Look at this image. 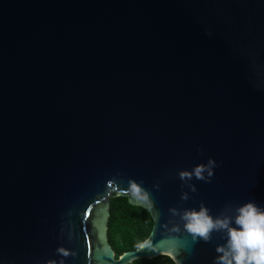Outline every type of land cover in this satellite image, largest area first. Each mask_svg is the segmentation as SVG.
<instances>
[{
	"label": "water",
	"instance_id": "95a60500",
	"mask_svg": "<svg viewBox=\"0 0 264 264\" xmlns=\"http://www.w3.org/2000/svg\"><path fill=\"white\" fill-rule=\"evenodd\" d=\"M209 158L210 182L180 179ZM114 195L154 219L119 257ZM249 200L264 207V0H0V264H214L226 233L194 240L169 209Z\"/></svg>",
	"mask_w": 264,
	"mask_h": 264
},
{
	"label": "clouds",
	"instance_id": "9594fccd",
	"mask_svg": "<svg viewBox=\"0 0 264 264\" xmlns=\"http://www.w3.org/2000/svg\"><path fill=\"white\" fill-rule=\"evenodd\" d=\"M215 166L216 161L209 158L207 163L197 164L191 171H181L179 177L186 182L191 181L193 176L197 180L210 182ZM189 187L193 192L196 191L194 184ZM182 199H188L187 193L182 194ZM229 210H232L231 206H227L220 215L212 216L203 203L199 209H169L172 216H178L183 221L184 229L194 240L203 239L207 242L214 231L226 233V242L217 245L215 249L218 255L214 264H264V207L249 200L235 207L234 215L228 214ZM178 230L173 228V231ZM58 252L64 257L76 255L74 251L65 248H59ZM50 264H55V261ZM59 264H64V260Z\"/></svg>",
	"mask_w": 264,
	"mask_h": 264
},
{
	"label": "trees",
	"instance_id": "16d2710c",
	"mask_svg": "<svg viewBox=\"0 0 264 264\" xmlns=\"http://www.w3.org/2000/svg\"><path fill=\"white\" fill-rule=\"evenodd\" d=\"M111 215L108 223V238L111 246L120 254L138 248L150 235L154 219L148 209L129 203L124 195H114L109 199ZM129 264H177L169 255L154 258H139Z\"/></svg>",
	"mask_w": 264,
	"mask_h": 264
},
{
	"label": "bare ground",
	"instance_id": "6f19581e",
	"mask_svg": "<svg viewBox=\"0 0 264 264\" xmlns=\"http://www.w3.org/2000/svg\"><path fill=\"white\" fill-rule=\"evenodd\" d=\"M175 263L179 264L177 261H175Z\"/></svg>",
	"mask_w": 264,
	"mask_h": 264
},
{
	"label": "snow or ice",
	"instance_id": "6c2138e0",
	"mask_svg": "<svg viewBox=\"0 0 264 264\" xmlns=\"http://www.w3.org/2000/svg\"><path fill=\"white\" fill-rule=\"evenodd\" d=\"M135 188V185L133 186ZM90 211V210H89Z\"/></svg>",
	"mask_w": 264,
	"mask_h": 264
}]
</instances>
